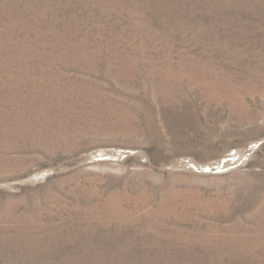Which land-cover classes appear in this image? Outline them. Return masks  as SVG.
I'll return each instance as SVG.
<instances>
[{"label": "rangeland", "instance_id": "rangeland-1", "mask_svg": "<svg viewBox=\"0 0 264 264\" xmlns=\"http://www.w3.org/2000/svg\"><path fill=\"white\" fill-rule=\"evenodd\" d=\"M0 264H264V0H0Z\"/></svg>", "mask_w": 264, "mask_h": 264}]
</instances>
